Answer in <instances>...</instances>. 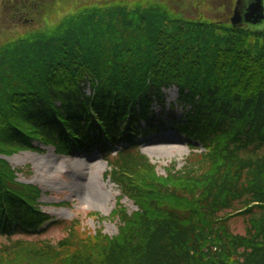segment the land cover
Listing matches in <instances>:
<instances>
[{"label": "trees", "instance_id": "1", "mask_svg": "<svg viewBox=\"0 0 264 264\" xmlns=\"http://www.w3.org/2000/svg\"><path fill=\"white\" fill-rule=\"evenodd\" d=\"M152 1L84 6L0 45V264H264V32ZM171 87L189 154L160 174L136 140L157 130ZM42 146H120L104 156L114 236L40 208L41 189L19 181L30 171L5 157ZM54 227L64 235L41 238Z\"/></svg>", "mask_w": 264, "mask_h": 264}, {"label": "rangeland", "instance_id": "2", "mask_svg": "<svg viewBox=\"0 0 264 264\" xmlns=\"http://www.w3.org/2000/svg\"><path fill=\"white\" fill-rule=\"evenodd\" d=\"M4 0H0L2 2ZM113 1L129 3L131 0H30L29 22L10 20L0 6V45L7 40L26 37L34 32H49L64 14L74 12L84 6L102 7ZM138 1V0H137ZM146 5L145 1L139 0ZM163 2L175 13L185 17H204L211 21L230 23L236 0H153ZM7 18V19H6ZM26 23V24H25ZM88 91V89H87ZM89 92V91H88ZM166 103L162 108L153 105L159 123L157 130L136 140L141 151L156 166L160 174L164 173L172 163L180 168L189 154L188 140L178 133L173 126L168 112L172 111L175 120L184 119L185 110L176 105L178 92L176 87L165 90ZM175 104L174 109L172 105ZM43 147V146H42ZM43 151H24L8 157L14 168H24L29 173L19 174V181L37 185L42 196L41 209L54 221L78 219L82 227L93 233L103 229L109 236L117 233V221L108 216L115 208L119 192L105 178L108 166L105 158L96 151H74L71 155L57 154L51 147H43ZM118 147L110 152L114 155ZM129 212L136 207L127 199L122 200ZM93 213H97L98 216ZM94 216V217H91ZM100 217V218H99ZM245 220L237 217L231 220V228L235 233L245 232ZM64 235L61 227H54L41 234V238L56 241Z\"/></svg>", "mask_w": 264, "mask_h": 264}, {"label": "water", "instance_id": "3", "mask_svg": "<svg viewBox=\"0 0 264 264\" xmlns=\"http://www.w3.org/2000/svg\"><path fill=\"white\" fill-rule=\"evenodd\" d=\"M230 23L236 30L264 32V0H237Z\"/></svg>", "mask_w": 264, "mask_h": 264}, {"label": "flooded vegetation", "instance_id": "4", "mask_svg": "<svg viewBox=\"0 0 264 264\" xmlns=\"http://www.w3.org/2000/svg\"><path fill=\"white\" fill-rule=\"evenodd\" d=\"M0 6L10 20H17L22 24L29 22L30 0H4L0 2Z\"/></svg>", "mask_w": 264, "mask_h": 264}]
</instances>
